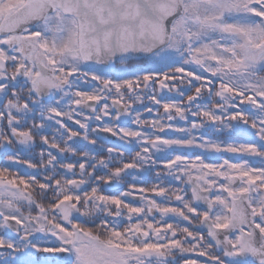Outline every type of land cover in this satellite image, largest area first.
<instances>
[{
    "label": "trees",
    "instance_id": "trees-1",
    "mask_svg": "<svg viewBox=\"0 0 264 264\" xmlns=\"http://www.w3.org/2000/svg\"><path fill=\"white\" fill-rule=\"evenodd\" d=\"M23 1L19 0L18 5ZM225 3L226 8H222L214 0H186L185 16L176 22L173 40L166 49L140 62L124 58L111 69L86 65L80 60L77 25L72 18L52 15L44 24L35 27L34 32L43 35L40 45L57 76L61 79L64 76L74 83L73 94L76 101H102L109 98L128 104L131 101L125 93L127 87L145 85L148 80L170 79L173 72L182 74V83L189 90L200 89L206 94L210 91V97L193 105L185 103L187 95L184 91H180L184 99H161L154 94L148 96L140 93L134 101L137 108L132 124L123 129L122 136L119 134V139L123 140L121 145L105 143L131 161L140 159L143 167L156 168L162 173L161 187L165 196L163 208L171 215H187L196 209L191 198L183 197V187L186 186L187 192L190 191L187 182L193 176L206 179V186L215 190V202L221 204L218 212L220 217L228 209V194L234 191L232 179L235 177L244 184L249 183L253 188H264V66L257 63L244 69L234 70L231 67L234 58L232 54H236V46L242 43L236 33L241 34L252 48L262 44L264 0H225ZM7 9L9 8L1 7L0 12L5 14ZM4 47L0 37V49ZM0 57H3L1 52ZM219 90L225 91L223 101L216 97ZM143 98L149 105L145 106ZM47 110L65 113L66 106L58 100L54 103V108ZM106 113L110 117L104 122V127L114 131L115 126L111 121L114 117L110 112ZM87 116L89 115L86 113L85 118L79 121L86 123ZM56 130L53 127L46 132L36 128L34 138L39 143L46 139L53 145L62 146L68 155L74 153L76 157L77 151L60 139ZM144 140H161L164 144L156 152L148 143L143 151ZM136 143H142V147H137ZM85 149L82 166L86 171H90L93 161L96 160L104 161L108 170L112 167L108 146ZM52 156L56 163L47 166L45 150L38 146L35 175L28 181L22 179L20 182L21 187L44 201L42 204H46V212L51 211L55 203L63 198L79 200L86 205V198H93L97 189L100 202L96 203L92 199L86 205L88 209L82 211L84 221L80 227L86 233L98 237L105 244L127 251L150 249L168 252L171 241L160 245L150 242L134 246L130 243L125 228L118 221L105 218L104 215L99 216L96 211L98 206L103 209L109 202L105 199L106 192L103 187L88 179V174L84 178L88 179L89 186L82 196L71 193L66 186L69 177L62 169V160L53 152ZM104 170L98 175L102 180L110 177ZM157 178L153 180L154 184L160 182ZM56 184L59 185L58 188ZM175 199L179 203H175ZM50 215L55 216L54 213ZM30 217L40 220V223L45 222L41 221L37 213ZM18 218L25 221L23 216ZM178 224L173 218L165 223L169 226L166 228L170 229ZM184 230L180 228V234ZM4 233L5 229L0 224L1 244L8 243L7 236L3 237ZM39 240L41 242L32 247L31 251L23 246L15 249L19 254L11 257L9 261L6 258L7 253L4 252L0 264H48L40 254L50 248L58 249L60 245L49 237ZM145 262L138 264H159Z\"/></svg>",
    "mask_w": 264,
    "mask_h": 264
},
{
    "label": "water",
    "instance_id": "water-1",
    "mask_svg": "<svg viewBox=\"0 0 264 264\" xmlns=\"http://www.w3.org/2000/svg\"><path fill=\"white\" fill-rule=\"evenodd\" d=\"M57 12L76 20L82 61L112 67L123 58L139 61L167 47L172 41L176 21L184 15L185 0H26L12 16L1 22L0 35L19 34ZM43 69L45 75L50 73L48 69ZM96 106L92 102L85 105L92 113ZM96 134L108 136L100 131H96ZM53 149L64 157V152ZM133 171L136 169L130 168L125 173ZM196 182L194 178L190 181L195 205L208 210L200 230L208 232L212 242L225 253L227 259L264 264L263 235L255 225L248 195L231 199L230 221L225 228L218 229L211 220L213 208L210 191L203 192ZM106 187L116 190L121 185L107 184ZM70 188L79 192L85 188V184L74 182ZM125 196L135 202L140 201L131 195ZM57 208L65 224L79 214L78 207L71 208L67 201L61 202ZM5 223L10 233L20 234L22 228L18 221L7 219ZM236 233L241 234L242 251L239 255L234 254L230 242Z\"/></svg>",
    "mask_w": 264,
    "mask_h": 264
},
{
    "label": "flooded vegetation",
    "instance_id": "flooded-vegetation-1",
    "mask_svg": "<svg viewBox=\"0 0 264 264\" xmlns=\"http://www.w3.org/2000/svg\"><path fill=\"white\" fill-rule=\"evenodd\" d=\"M1 15L2 13H0V21L3 18ZM23 35L36 39V33H32L29 30L21 35H7L2 39V43L5 47L0 49L3 55V57H0V62L3 64V68L0 70V182L3 181L8 183L10 180L17 184L20 183L22 179L28 181L35 175L37 139L34 138V133L36 128L48 132L50 128L55 127L60 139H63L70 147H74V151H77V159L74 157V153L71 154L70 159L75 158L76 160H73L75 167L80 168L79 173L84 172L82 166L84 151L86 150L85 148L94 149L97 146V142L93 140L91 133H93V131L95 133L97 123H99L97 117L100 116L101 113L97 112L96 114L98 115L95 114L96 116H92L84 111L83 105L89 100H95L88 99L87 101H76L73 94L75 85L72 83L67 85V90L61 95L53 96V100L49 99V101H47L48 97H43V101H39L40 113L37 117L38 112L36 111V105L38 96H33L31 92L34 86H38V84L50 77H40L46 73V71L42 69L37 56L34 55V53H30L32 50L30 47L26 48L24 45V50H20V45H18L17 42ZM46 66L50 68L48 64ZM21 69H24L23 80L19 78L22 74ZM50 69L52 71V68ZM53 72L54 71H52V75ZM27 89L30 90L26 91ZM22 92L26 93L22 95ZM30 93L31 98L28 97ZM15 99L19 101V110L11 112V108L8 109L6 102H13ZM20 100H22L23 103H21ZM58 100H61L62 104L66 106L65 113L60 111H48L46 113L47 109L54 108V103ZM21 105H23L22 108ZM103 106L104 103L99 101L97 110L102 111ZM69 107H71V109H69ZM20 108L22 111H20ZM86 113L89 115L87 116V122H80L79 119L85 118ZM95 138L97 141L99 140L96 136ZM90 139H92V141ZM26 140H29L30 143H25ZM42 142H44V140ZM52 145L53 144L49 142V146L43 148L46 153L45 162L47 166L50 165L53 157L50 149ZM59 147L65 150L62 146ZM73 174L77 176L76 171ZM241 193V191L238 192L237 197ZM251 196L252 205L256 211V224L264 235V195L255 192V194ZM155 198V195L152 196V199ZM6 201L8 200H0V224L2 226L6 216H9L8 213H13L15 210V207L8 205ZM157 202H159V199ZM151 204L156 205L155 201L144 199L140 207L141 210L144 209L139 213L144 214L145 208ZM116 209L121 211V206H118ZM228 212L226 213V211H224L223 217H216L217 226L224 227L227 224L229 219ZM24 231L27 232L26 229H24ZM244 231L249 233L248 230L244 229ZM231 239L236 252H241L238 245L239 234H235ZM198 245L204 247L201 242H198ZM262 248H264V240ZM48 252L51 253L50 249ZM204 253L206 252L204 251ZM222 260H224L223 257ZM206 261L207 258L201 254L200 259L189 257L185 260V262L195 264H205L200 262ZM235 264L245 263L237 262Z\"/></svg>",
    "mask_w": 264,
    "mask_h": 264
},
{
    "label": "rangeland",
    "instance_id": "rangeland-1",
    "mask_svg": "<svg viewBox=\"0 0 264 264\" xmlns=\"http://www.w3.org/2000/svg\"><path fill=\"white\" fill-rule=\"evenodd\" d=\"M17 1L18 0H0V4L5 3L8 6H14L16 5ZM214 2H216L218 5L220 4L222 8H226L225 0H214ZM236 35L242 40V43L240 46H236V54H232V58L234 57L231 64L232 69H244L247 66L255 65L257 63L262 64V66H264V39H262V44L260 47L252 48V45L250 46L248 41L243 38L241 34L236 33ZM17 44L20 45L19 47L21 51L24 50V45L26 48L30 47L32 49L30 53H34V55L37 56L38 62L44 65L48 64L46 55L44 54V51L40 48L36 39L23 35L19 39ZM1 68H3V64L0 62V70ZM182 80V74H180L179 72H173L171 74L170 79L163 78L157 81L148 80V83H145V85H131L126 88L125 93L127 94L128 98L133 99H136V95L140 93L146 95L154 94L162 99L165 97H177L179 99H184L183 96L180 95V91L181 93L184 91L187 95L185 97V103L187 105H193L201 99H205L211 96L210 91L206 94L200 89L192 88V90H189L184 86ZM66 87L67 85L65 83L60 82L56 77H52L41 82L40 84H38V86H34L31 93L33 94V96H38L39 98H41L48 96L53 89L57 90L59 93L62 94L65 89H67ZM28 90L30 89H27L26 91ZM25 93L26 92H22L21 94L24 95ZM31 93L28 94V97H30ZM224 94V90H219L216 94L217 99L223 101ZM20 101L21 103H23L22 100ZM6 105L8 109L11 108V112L19 110L18 99H15L13 102L8 101L6 102ZM129 106L130 102L128 103V107ZM22 107L23 105H21V108ZM113 107L114 105L112 103H107V108L109 111H111ZM128 107L125 106V110H122L123 112L119 111V114L116 115V118L119 121L125 122L126 120H129L131 111L134 108ZM21 108L20 111H22ZM117 111L118 108L115 109L114 113ZM100 113V118L97 117V119L103 120L105 117H107V113L105 112V110L100 111ZM25 143H30V141L26 140ZM151 144L152 146L159 148L163 145V142L154 141ZM25 146L27 145L25 144ZM249 188L250 186H248V189ZM0 200H8L6 201L8 202V205H12L17 209H20V205L22 204L28 205L30 209L34 208L40 213L39 216L41 221L49 222L47 229L42 227L37 222L35 224L30 222V224L33 225V230H35V232L39 235L41 232L48 231L50 234H57V236H59V239L64 245L63 249L57 252L58 260L55 261L58 264H66L67 259L71 258L70 254L75 255L74 261L76 264H129L132 261H136L138 258H148V256H152V253L148 251H140L137 253L128 251V253H125L123 250L103 245L101 242H99V240L93 238L90 235L84 234L83 229L79 230L78 232H75L72 228H70V230L65 231L59 229L56 222L58 220L49 219L50 217L53 218V216L49 215V213L47 216L44 214L45 207L41 205L39 201L40 199H33L26 192L21 191L16 187L3 181L0 182ZM88 203H91V200H89L87 204ZM108 213L109 211H106V215ZM26 217L29 218V216ZM155 237H159V234H155ZM49 260L51 259H48V261ZM51 262L53 261L51 260Z\"/></svg>",
    "mask_w": 264,
    "mask_h": 264
}]
</instances>
